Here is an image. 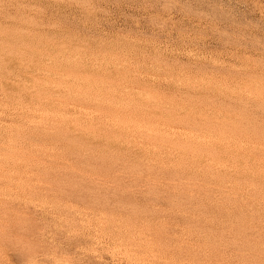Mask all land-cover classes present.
Listing matches in <instances>:
<instances>
[{"label":"rangeland","instance_id":"1","mask_svg":"<svg viewBox=\"0 0 264 264\" xmlns=\"http://www.w3.org/2000/svg\"><path fill=\"white\" fill-rule=\"evenodd\" d=\"M0 264H264V0H0Z\"/></svg>","mask_w":264,"mask_h":264}]
</instances>
